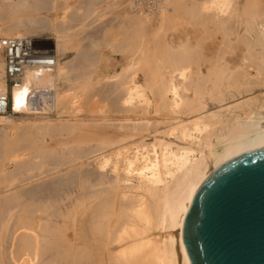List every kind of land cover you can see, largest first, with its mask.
<instances>
[{"label": "bare ground", "instance_id": "bare-ground-1", "mask_svg": "<svg viewBox=\"0 0 264 264\" xmlns=\"http://www.w3.org/2000/svg\"><path fill=\"white\" fill-rule=\"evenodd\" d=\"M99 4L121 10L117 24L129 16L123 39L105 44L129 55L111 75L118 86L89 79L98 53L81 50L59 68L56 54L71 42L57 22L53 69L28 70L11 93L25 115L0 116V264L23 255L32 264H191L182 226L195 191L231 158L264 146V0H0V37L42 33L48 18L32 15L40 9L75 21ZM74 5L84 16L67 14ZM154 17L153 38L144 25ZM164 24L185 27L172 47ZM152 53L162 69L151 68ZM65 69L78 76L72 101L58 84Z\"/></svg>", "mask_w": 264, "mask_h": 264}, {"label": "water", "instance_id": "water-1", "mask_svg": "<svg viewBox=\"0 0 264 264\" xmlns=\"http://www.w3.org/2000/svg\"><path fill=\"white\" fill-rule=\"evenodd\" d=\"M191 264H264V146L202 181L182 226Z\"/></svg>", "mask_w": 264, "mask_h": 264}, {"label": "rangeland", "instance_id": "rangeland-1", "mask_svg": "<svg viewBox=\"0 0 264 264\" xmlns=\"http://www.w3.org/2000/svg\"><path fill=\"white\" fill-rule=\"evenodd\" d=\"M75 6V5H74ZM74 6L73 7H69L68 9H66V12H67V14L68 13H70L71 11H76L77 13H75V14H77V15H83L82 13H83V7L80 5H76L75 6V9H73L74 8ZM79 7H81V8H79ZM104 7V9L102 10L101 8H103ZM71 8V9H70ZM112 6H109L108 8H106V6H103V5H96V7L94 6V9H93V12H91L92 13V15L91 14H88V16L87 17H85V19H83L82 18V16H78V17H80V18H78V19H76L75 21L74 20H71L70 21V19L66 16L65 17V20H63V17L62 16H59L58 17V15L57 16H53L54 15V13H55V15H56V12L55 11H59V13L58 14H61L62 15V13H61V9H58V8H56L55 10L54 9H47V8H45V9H43V10H38L37 12L35 11L34 12V14H32V15H40V16H45V17H47L48 19H47V25H46V27H47V29H43V31H42V33H37L36 31L35 32H31L30 34H26L30 39H32V40H34V41H36L39 45H41V46H43L44 48H47V49H51L52 51H54V44L52 43V40H53V38H54V34H52L54 31H53V29H54V27H57L58 25H56L57 24V22H59L58 24H59V26L61 27L62 25H64V27H65V30H64V34H66L68 37H69V33H71L72 31H73V35H71L70 34V36H72V38L70 39V38H68L67 37V40H68V43H69V41L71 42V45L70 44H68V45H64L63 46V49H61V51H59L57 54H56V58H57V62H58V64H59V68H61L62 67V64H63V62L64 61H68V60H71L74 56H76L77 55V53H79V52H81V50H83V51H85V50H88L89 52H91V54L93 53H98V56L100 57V59H99V61H97V63L95 64V65H92L90 68L91 69H94V68H97V70L95 71V70H93L92 71V73L90 74V78L89 79H93L94 80V82H95V84H99V85H101L102 83H103V85H107L108 83H110V84H112V82H113V86L114 85H117V84H119L118 83V79H115V78H117V77H113V78H111L112 76V74L114 73V72H116V71H118L121 67H123V66H125L126 64H128L129 62H130V59H129V55H128V53H124V54H121V53H114V52H112L111 50H110V47L111 46H109V45H105L106 43H108L110 40H113L114 38H121V39H123L122 37H121V35L122 34H120V32H122V30H120V27H122V26H124L125 24H124V20H126V22H127V19L126 18H128V17H126L125 15L126 14H124L123 16L122 15H120V17H121V20H123V21H121V22H123V23H121V24H123V25H120L119 23V26H118V24L116 23V22H118L117 20L119 19V14H122L121 13V10H118V7H113L112 9ZM71 10V11H70ZM83 10V11H82ZM100 11V12H99ZM120 13H119V12ZM66 12H65V14H66ZM97 13L98 12V14H94V13ZM104 12H106V13H104ZM117 12V13H116ZM101 13V14H100ZM104 13V14H103ZM114 13V14H113ZM116 13V14H115ZM113 14V15H112ZM89 15H91V17L89 16ZM110 15H112V16H110ZM84 16V15H83ZM86 16V15H85ZM96 17V16H98V17H96L95 19L93 18V17ZM110 16V18H107V17H109ZM116 16H117V18H116ZM153 16V15H152ZM55 17H57L56 19H55ZM88 17H90V18H92L91 20H90V18L87 20V18ZM122 17H123V19H122ZM116 18V19H115ZM152 17H150L149 19H151ZM102 19H104L103 21H102ZM106 19V20H105ZM153 19V18H152ZM3 19H0V30H2L3 29V27L5 26V22H4V20L2 21ZM79 20V21H78ZM86 20V21H85ZM92 20H94V22H96V24H94V22H92ZM112 20V21H111ZM99 21V22H98ZM105 21V22H104ZM116 21V22H115ZM119 21H120V19H119ZM151 21V22H150ZM149 21V24H145L144 26V28H145V31L146 30H148L151 26V28L149 29V32H152V34H150V36L151 35H153V38H154V35L156 34H158V33H155V34H153L154 32H153V30L156 28V25H157V20L155 21V17H154V20L152 21V20H150ZM66 22V23H65ZM72 24H71V23ZM84 22L86 23V25H84ZM103 22V23H102ZM112 22V23H111ZM154 22H156V23H154ZM65 23V24H64ZM70 23V24H69ZM112 25H111V24ZM147 23H148V21H147ZM152 23H154V24H152ZM55 24V25H54ZM67 24V26H65ZM83 24V25H82ZM101 24V25H100ZM105 24H109V25H105ZM114 24V25H113ZM2 25H4V26H2ZM117 25V26H116ZM153 25H154V27H153ZM58 26V27H59ZM72 26H74V28L72 27ZM91 26V27H90ZM95 26V27H94ZM101 26H103V28H101ZM105 26H107V28H105ZM150 26V27H149ZM172 26L174 27V25L172 24ZM172 26H170L169 24H164L163 25V34L161 35V36H163L164 34H165V39H166V41H168L169 43H170V46L172 47L173 46V43L170 41L172 38H173V36H175L176 37V35L181 31V32H183L182 30L185 28L184 27V25H178V26H176L175 25V27L173 28ZM186 26V25H185ZM68 27H69V29H68ZM100 27V28H99ZM110 27H112L111 29H113L112 31H117L118 32V30H119V34L117 35V37L115 36V37H112L113 35H116L117 34V32H113V35L111 34L112 33V31H108L109 30V28ZM165 27H167V28H165ZM45 28V27H44ZM104 28H105V31H104ZM116 28V29H115ZM119 28V29H118ZM72 29V30H71ZM80 29V30H79ZM96 29V30H95ZM118 29V30H117ZM121 29H123V27L121 28ZM68 30V31H67ZM77 30H78V32H77ZM89 30V31H88ZM93 30H95V32L93 31ZM161 30V29H160ZM159 30V31H160ZM79 31L81 32V33H79ZM97 31V32H96ZM101 31V32H100ZM158 31V30H157ZM156 30H155V32H157ZM162 31V30H161ZM160 31V32H161ZM93 32V33H92ZM97 34V36H96V34ZM101 33V34H100ZM110 33V34H109ZM115 33V34H114ZM162 33V32H161ZM160 33V34H161ZM89 34H91V35H89ZM107 34H109V36L110 37H112V38H109V40H108V35ZM8 35H18L17 34V32L15 33V32H12V33H9V34H7V36ZM94 35H95V37H94ZM112 35V36H111ZM26 36V37H27ZM89 36H92V37H89ZM99 36V38L97 39V37ZM101 36V37H100ZM103 36H105V37H103ZM159 36V35H158ZM79 37V38H78ZM91 38V39H89V38ZM157 37V36H156ZM163 37H161V41H163ZM76 38H78V39H76ZM93 38H96V39H93ZM100 38L101 39H105V40H107V42L105 41L104 42V40L102 41V40H100ZM160 39V37H157V38H155V40L156 39ZM151 39V38H150ZM71 40H74L73 42L71 41ZM101 42H104V43H100L99 41ZM115 40V39H114ZM154 40V39H153ZM79 41V42H78ZM81 41V42H80ZM88 41V42H87ZM90 41V42H89ZM115 41H119V40H115ZM151 41H152V39H151ZM160 41V42H161ZM92 42V43H91ZM154 42H156V41H153V42H151L152 44H154ZM74 43L76 44V45H74ZM97 43V44H96ZM157 43V42H156ZM78 44V45H77ZM88 44V45H87ZM100 44V45H99ZM79 45H81V46H79ZM70 46V48H68ZM73 46V47H72ZM84 48H83V47ZM77 47H79L78 49H76ZM91 47H93V48H91ZM151 47H153V46H151ZM157 48L158 47V45L157 46H154L153 48ZM86 48V49H85ZM89 49H91V51L89 50ZM158 49V48H157ZM76 54V55H75ZM112 54V55H111ZM153 54V53H152ZM153 55H155V54H153ZM153 55H151V58L149 57V61L151 60V59H154V58H152V56ZM156 56L157 55H155V56H153V57H155V61L153 60V62H154V65H152L153 67H151L150 65V63H152L151 61L149 62V66L151 67V68H153V69H156V68H159V67H157L156 66V64L157 65H162V61H163V58L161 57V54L160 55H158L157 56V59H156ZM98 57V58H99ZM160 59V60H159ZM129 60V61H128ZM107 61H109L108 63H106ZM158 61H161L160 62V64L158 63ZM156 63V64H155ZM114 65H115V67H114ZM154 66H156V68L154 67ZM161 67H164V65L163 66H161ZM160 67V68H161ZM166 67V66H165ZM116 68V69H115ZM162 69V68H161ZM132 70V69H131ZM157 70V69H156ZM155 70V71H156ZM154 71V74H156V72ZM64 72V73H63ZM63 72H62V76H61V79H58V84H59V87H60V89L61 90H63V92L64 91H66L65 92V94L67 95V94H69V95H67V97H66V95H65V98H67L66 100H69L70 101V98H71V101L72 100H75L76 99V97H77V95H79L80 93L78 92V91H76L77 92V95H75L74 96V94H72V92L74 93L75 92V90H70L69 89V87L71 86V87H73L72 86V84L73 85H75L76 83V78L78 77L77 76V74H76V72L74 71V70H72V71H68V70H63ZM75 72V73H74ZM72 73V75L70 76V74ZM67 77H66V76ZM74 76H77V77H75L74 78ZM138 76L140 77V82L141 83H143V81L145 80V72H143V70L142 71H140V73H138ZM65 77V78H64ZM110 77V78H109ZM68 78H69V80H68ZM102 79V81L100 80V82L99 83H97L96 82V80L97 79ZM75 79V80H74ZM106 82H108V83H106ZM117 83V84H116ZM109 84V85H110ZM109 85H108V87H109ZM112 86V85H111ZM118 86V85H117ZM70 87V88H71ZM116 87V86H115ZM69 90H68V89ZM68 91H67V90ZM89 91V90H88ZM110 91H112V90H110V89H108V92H109V94H111L112 92H110ZM118 92V91H117ZM119 93V92H118ZM76 94V93H75ZM112 95V94H111ZM69 96V97H68ZM72 96V97H71ZM74 96V97H73ZM109 97H110V95H109ZM83 99V98H82ZM110 105H107V106H105V107H109ZM70 109H69V111L70 110H73V107H69ZM109 108H113L112 106L111 107H109ZM68 111V110H67ZM68 111V113H70L69 115H72V113H74V112H69ZM112 111H114V110H112ZM112 111H110V112H112ZM79 111H75V114H77ZM82 114H84V111H80ZM79 112V113H80ZM80 113V114H81ZM75 114H73L72 116H74ZM19 116H21V114H18ZM17 116V115H16ZM85 116V115H84ZM83 117V116H82ZM31 120H36V119H31ZM37 120H39V119H37ZM112 129H110V131H111ZM119 130H117V132H118ZM124 131V130H123ZM123 131H119L118 133L119 134H122L123 133ZM148 131H149V129L148 130H143V131H140V134H147L148 133ZM112 133H114V131H111ZM111 133V134H112ZM9 134H12V133H9ZM140 134H137V135H139L140 136ZM112 135H114V134H112ZM61 137V136H60ZM144 138L146 139V141H152L153 140V138H151V135L149 134V135H144ZM173 138V137H172ZM171 138V140H175V138H173L172 139ZM178 142V141H177ZM14 163V162H13ZM13 163H12V165H13ZM9 166V165H8ZM10 166H11V164H10ZM109 167V166H108ZM107 169V172H109V170H108V168H106ZM110 169V168H109ZM37 170H39L38 168L37 169H35V170H27L25 173H24V176H21V178H23V177H28V176H26V174H28V173H37L38 171ZM112 173H114V172H112ZM109 174H110V172H109ZM135 180L133 179V181H131V183H136V181L134 182ZM155 232H153V230H152V233L153 234H157V233H159V231L160 230H154ZM17 233H20V231L19 232H17ZM11 248H12V246H11ZM25 256V257H24ZM21 257H24V259L22 260V258H19L20 260H15V259H13V262H15L14 264H25V263H30V264H32L33 262H31V261H34V259L33 260H28V258L29 257H27L26 255H23V256H21ZM26 258H27V260H26ZM18 261H21V262H18Z\"/></svg>", "mask_w": 264, "mask_h": 264}, {"label": "built area", "instance_id": "built-area-1", "mask_svg": "<svg viewBox=\"0 0 264 264\" xmlns=\"http://www.w3.org/2000/svg\"><path fill=\"white\" fill-rule=\"evenodd\" d=\"M54 59V51L25 36L0 37V116L25 115L24 111L12 109L14 87L25 81L28 70L39 75L50 72Z\"/></svg>", "mask_w": 264, "mask_h": 264}]
</instances>
